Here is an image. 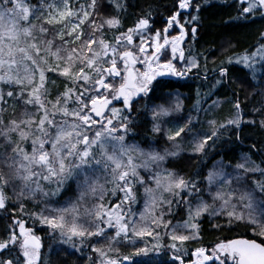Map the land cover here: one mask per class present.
I'll return each instance as SVG.
<instances>
[{
    "label": "snow or ice",
    "instance_id": "6c2138e0",
    "mask_svg": "<svg viewBox=\"0 0 264 264\" xmlns=\"http://www.w3.org/2000/svg\"><path fill=\"white\" fill-rule=\"evenodd\" d=\"M240 3L232 20L264 16ZM128 7L0 0V264H45L42 229L85 264H264V42L194 52L203 4L172 0L161 29L153 4L126 27ZM193 70L184 118L169 77Z\"/></svg>",
    "mask_w": 264,
    "mask_h": 264
},
{
    "label": "trees",
    "instance_id": "16d2710c",
    "mask_svg": "<svg viewBox=\"0 0 264 264\" xmlns=\"http://www.w3.org/2000/svg\"><path fill=\"white\" fill-rule=\"evenodd\" d=\"M229 0H225V2ZM128 10L126 13L125 25L132 26V23L140 15L143 14V10L147 8L148 4L154 5V10L152 15L154 17L155 23L154 27L161 29L164 27L163 17H166L169 13V8L172 4V0H128ZM167 6V7H166ZM236 5H233L231 2L229 5H212L205 8L202 12L203 17V27L200 29L201 32V45L200 47L207 49L213 45L219 47L220 43L224 39H230L233 43L236 44L234 51H242L247 48L249 51L253 50L258 43L264 41H258V36L261 30L264 28V17L261 15H255L250 17L247 20L239 19L232 20V17H236L233 13ZM162 24V26L159 25ZM230 54V53H229ZM209 67H212L211 60H209ZM239 66L233 69L234 74H239L237 69ZM211 75V74H210ZM197 86L195 89L191 88V80H179L173 81L175 85V90L179 91L182 94V99H185V108L182 115L184 118H187L188 115L195 116V112H191L190 109L196 99V91L199 89L201 92H206L207 87L205 83L200 79H196ZM256 87L264 85H254ZM253 86H248L247 91H251ZM191 88V89H190ZM223 89L220 90V94H223ZM210 103V101H209ZM207 107V105H204ZM229 109L228 105H224L223 109L217 114L218 116H223L227 114ZM203 115L201 119H203ZM145 128L141 127L139 131L143 134ZM246 133L253 137V139L258 138L259 133L254 132L251 129H247ZM218 159L219 157H215ZM208 166H211V160H209ZM195 167L194 161L191 162L185 171H192ZM8 223V217L6 215L0 217V235H3L4 229ZM30 223V222H29ZM47 229L40 230L42 233L43 243L45 247L42 250V260L45 261V264H85L84 259L81 257L80 253H74L71 248H66L68 255H65L63 250H58L52 253L49 256V245L55 243L49 236L46 235ZM220 235L219 233L205 231L203 234V239L205 243H209L215 240L216 236ZM150 239V238H148ZM193 245L192 247H195ZM59 247V246H58ZM6 255H14V253H7ZM161 262H166V264H174L171 260V252L167 254H162L159 257H155L153 264H161Z\"/></svg>",
    "mask_w": 264,
    "mask_h": 264
},
{
    "label": "flooded vegetation",
    "instance_id": "af4514ba",
    "mask_svg": "<svg viewBox=\"0 0 264 264\" xmlns=\"http://www.w3.org/2000/svg\"><path fill=\"white\" fill-rule=\"evenodd\" d=\"M197 2L203 4V7H202V10H201V18H202V21H203V17H202V11L207 8L208 6H212V5H229V3L231 2L233 5H236L235 6V9L233 11V13L235 15H239V12L242 10V7L246 6V4H241L240 3V0H229L228 2L225 0H208V3H204V0H197ZM264 17V16H263ZM261 31H264V28L261 30ZM171 35H176L175 32H170ZM200 36H201V32H200ZM201 45V38L199 37V40L195 43V46H194V49L193 51H199L201 52L200 50L201 49H204L202 47H200ZM205 50V49H204ZM186 55H187V49H186ZM217 55V53H213V55H211L213 58L214 56ZM181 65L179 63H177V67H180ZM196 70H193L192 73H190L188 76L186 77H182V78H178V77H169L170 80L172 81H179V80H191V81H194L196 79H198L199 77L196 76L195 74ZM141 103H143V101H141Z\"/></svg>",
    "mask_w": 264,
    "mask_h": 264
},
{
    "label": "bare ground",
    "instance_id": "6f19581e",
    "mask_svg": "<svg viewBox=\"0 0 264 264\" xmlns=\"http://www.w3.org/2000/svg\"><path fill=\"white\" fill-rule=\"evenodd\" d=\"M199 1H201V0H199ZM159 25L162 26L161 23H159ZM175 34H177V33L175 32ZM200 51H201V52H204V49H201ZM205 54L207 55V53H205ZM212 59H213V57L210 55V56H209V60H212ZM190 86H191V88L195 89L196 86H197V81H196V80L191 81V82H190ZM191 88H190V89H191Z\"/></svg>",
    "mask_w": 264,
    "mask_h": 264
},
{
    "label": "rangeland",
    "instance_id": "374dc122",
    "mask_svg": "<svg viewBox=\"0 0 264 264\" xmlns=\"http://www.w3.org/2000/svg\"><path fill=\"white\" fill-rule=\"evenodd\" d=\"M42 252V251H41Z\"/></svg>",
    "mask_w": 264,
    "mask_h": 264
}]
</instances>
